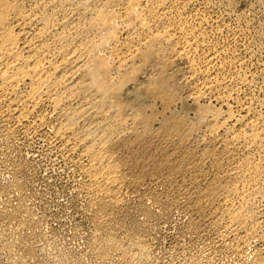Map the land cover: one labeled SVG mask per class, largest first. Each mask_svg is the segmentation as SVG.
Returning a JSON list of instances; mask_svg holds the SVG:
<instances>
[{"label": "bare ground", "instance_id": "1", "mask_svg": "<svg viewBox=\"0 0 264 264\" xmlns=\"http://www.w3.org/2000/svg\"><path fill=\"white\" fill-rule=\"evenodd\" d=\"M187 2L0 0V115L48 128L103 211L100 229L119 205L153 199L187 212L191 232L215 231L218 245L232 236L242 255L264 238V114L241 98L244 61L209 41Z\"/></svg>", "mask_w": 264, "mask_h": 264}, {"label": "rangeland", "instance_id": "2", "mask_svg": "<svg viewBox=\"0 0 264 264\" xmlns=\"http://www.w3.org/2000/svg\"><path fill=\"white\" fill-rule=\"evenodd\" d=\"M185 1L190 2L189 14L204 17L209 41L244 61V69L252 74L239 84L241 98L254 113L264 114V0ZM186 62L178 59L171 66L182 93L192 87L183 75ZM1 117L0 264H264V238L254 239L237 254L232 236L218 245L215 231L191 232L187 212L168 214L153 199L119 205L110 229H100L96 214L104 216L103 211L92 205L82 188L84 175L69 153L65 156L56 148L48 128L17 126ZM146 206L154 216L143 209ZM109 236L115 251L104 254L101 246Z\"/></svg>", "mask_w": 264, "mask_h": 264}]
</instances>
